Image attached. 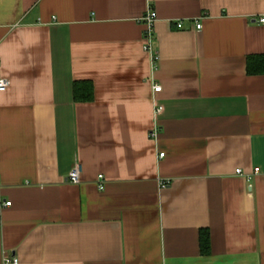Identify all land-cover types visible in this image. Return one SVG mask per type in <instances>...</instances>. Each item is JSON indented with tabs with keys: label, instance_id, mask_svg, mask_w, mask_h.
Listing matches in <instances>:
<instances>
[{
	"label": "crops",
	"instance_id": "crops-1",
	"mask_svg": "<svg viewBox=\"0 0 264 264\" xmlns=\"http://www.w3.org/2000/svg\"><path fill=\"white\" fill-rule=\"evenodd\" d=\"M261 17L264 0H0V264H264Z\"/></svg>",
	"mask_w": 264,
	"mask_h": 264
},
{
	"label": "built area",
	"instance_id": "built-area-1",
	"mask_svg": "<svg viewBox=\"0 0 264 264\" xmlns=\"http://www.w3.org/2000/svg\"><path fill=\"white\" fill-rule=\"evenodd\" d=\"M143 21L145 22L146 24V31H145V45H144V48H145V51H147L148 53H151L153 54L152 56L154 57V60L157 59L156 56H154V51H153V48H154V40H155V27H154V23L156 21V14L154 13V11L150 8L148 9L147 11V14L143 17ZM260 22L261 23H264V17H261L260 18ZM180 26V24H179ZM198 29H200L202 27L201 24H197L196 25ZM9 85V80L5 77H0V91L2 89H5L7 88V86ZM160 90H162V86L159 84V85H156L155 86V91L156 92H160ZM161 107L157 110V111H160ZM158 132V129H155L151 135L152 136H155ZM160 156H164V152H162V154H160ZM81 165L79 163L76 164V166L74 167V169L69 173V182L74 184V185H77L81 182ZM237 173L241 174L242 173V170L241 169H237ZM104 182H105V179H104V175H99V179H98V187L100 188V190H104L105 187H104ZM168 183H165L163 182L162 185L166 186ZM5 205H11V202L10 201H7ZM6 262H14V263H18V260L17 259H10L8 258L6 260Z\"/></svg>",
	"mask_w": 264,
	"mask_h": 264
},
{
	"label": "trees",
	"instance_id": "trees-1",
	"mask_svg": "<svg viewBox=\"0 0 264 264\" xmlns=\"http://www.w3.org/2000/svg\"><path fill=\"white\" fill-rule=\"evenodd\" d=\"M248 73L250 75L264 74V54L252 55L248 58ZM76 101L88 102L94 96V87L91 80L76 81L74 84ZM201 249L204 255L210 252L211 240L210 233L202 230L200 235Z\"/></svg>",
	"mask_w": 264,
	"mask_h": 264
}]
</instances>
